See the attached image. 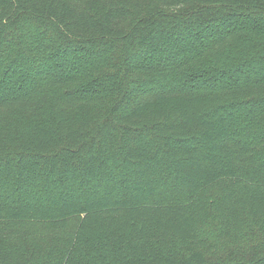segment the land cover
<instances>
[{
	"label": "trees",
	"instance_id": "1",
	"mask_svg": "<svg viewBox=\"0 0 264 264\" xmlns=\"http://www.w3.org/2000/svg\"><path fill=\"white\" fill-rule=\"evenodd\" d=\"M0 264H264V0H0Z\"/></svg>",
	"mask_w": 264,
	"mask_h": 264
}]
</instances>
